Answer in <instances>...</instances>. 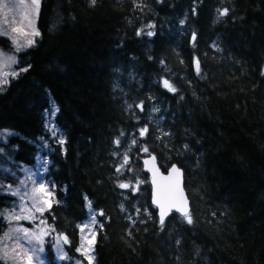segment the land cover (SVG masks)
Returning a JSON list of instances; mask_svg holds the SVG:
<instances>
[{
    "label": "trees",
    "instance_id": "obj_1",
    "mask_svg": "<svg viewBox=\"0 0 264 264\" xmlns=\"http://www.w3.org/2000/svg\"><path fill=\"white\" fill-rule=\"evenodd\" d=\"M36 28L0 88V130L27 165L48 149L42 218L70 262L88 264L79 226L102 212L92 264H264V0H41ZM150 154L183 170L191 224L159 223ZM13 200L0 191V213Z\"/></svg>",
    "mask_w": 264,
    "mask_h": 264
},
{
    "label": "rangeland",
    "instance_id": "obj_2",
    "mask_svg": "<svg viewBox=\"0 0 264 264\" xmlns=\"http://www.w3.org/2000/svg\"><path fill=\"white\" fill-rule=\"evenodd\" d=\"M41 2V0H40ZM40 5V3H39ZM39 8V6H38ZM38 11L35 10V6L31 4V0H24V4H20L19 0H0V34L8 40V44L11 45L9 49H3L0 47V53L4 56H14L26 50L24 48L20 51H16L18 44H22L27 39H33L37 35H34L36 28V19ZM6 21V23H5ZM31 21V23H29ZM17 29V31H12ZM16 64V63H15ZM15 64H12L10 68H5V71L11 73L15 71ZM13 78L8 76V81ZM5 85V84H3ZM3 85H0L2 88ZM54 104L51 100L50 105ZM56 115V109L52 110L46 115L47 124L49 130L56 135L57 129L54 125ZM16 135L12 130H0V191L8 196L14 198L10 206L5 208L2 213V217L8 223V228L4 233L0 235V238H4L5 233L9 234L10 238L4 239V243L0 244V257L8 253L7 264H28V257L31 256L32 264H81L74 261L71 263L66 257L64 252L65 241L64 236L51 235L47 229L51 228L42 218L43 214L51 207L55 202L54 194L49 189L45 182V175L50 166V160L48 155H44L47 152V148L40 149L36 154L35 163L33 165H27L23 162L17 161L13 153L17 150V146L9 144V138ZM54 139L63 141L62 136H57ZM45 186L41 191L39 185ZM49 192L51 193L49 195ZM15 193V194H13ZM36 203L43 208L42 212L36 211L33 204ZM13 214L22 217L20 220L12 219ZM24 217H28L25 219ZM93 217L95 218L93 221ZM43 221L44 223H41ZM87 225V227H84ZM99 225L97 212H91L89 218L79 226L80 230V246H84L88 249V255L93 256V245L96 236V227ZM27 228L32 233L40 234L43 243H38L35 239L31 244H28L26 240H21L20 243L27 249H38L36 252L29 251L27 255L24 254L14 239L11 237L23 236L22 232H16L15 229ZM83 228V231L81 230ZM43 230V233L41 232ZM50 236L52 242V260L48 262V258L45 257V237ZM91 241V244L89 243ZM4 245H7L5 248ZM15 249V252L12 251ZM42 249V251H39ZM88 262L83 249L78 251ZM64 258H61V257ZM0 262H4L0 259Z\"/></svg>",
    "mask_w": 264,
    "mask_h": 264
},
{
    "label": "snow or ice",
    "instance_id": "obj_3",
    "mask_svg": "<svg viewBox=\"0 0 264 264\" xmlns=\"http://www.w3.org/2000/svg\"><path fill=\"white\" fill-rule=\"evenodd\" d=\"M20 4H24V0H19ZM40 0H31V4L35 6V10L38 11V6H39ZM90 4L91 5H95L96 4V0H90ZM228 13V9H223L222 11H220V15L224 16L227 15ZM6 23V21H5ZM29 23H31V21H29ZM12 31H17V29H12ZM0 34H5V33H0ZM34 35H39V32L34 31L33 33ZM139 34V33H138ZM153 33H148V35H152ZM193 39H195V36H193ZM35 43V41L33 39H27L25 42H23L22 44H18L16 47V51H20L24 48L30 47ZM17 63V60L14 56H4L2 53H0V85L3 84H7L8 81V76L11 75L13 78H15L16 76L19 75V72L17 71H12L11 73H9L8 71H5V68H10L12 64ZM198 67V66H197ZM27 68H23L20 71H27ZM164 84L166 87H168L171 91H176L175 87H173L167 80L164 81ZM146 131V129L141 131V135H143V133ZM61 143H63V141H61ZM117 144H119V140L116 141ZM145 151H147V149H145ZM125 162H127V160L125 159ZM147 163V161H146ZM120 169H117V171H119ZM179 170L175 168V166H173V172H178ZM121 188H127L129 187V185L127 184H120L119 185ZM39 188L41 191L44 190L45 186L43 184L39 185ZM176 189L174 187H169L166 190L165 195L166 196H172L174 195ZM15 194V193H13ZM51 193L49 192V195ZM158 201L154 200V203H156ZM184 203L186 204V201H184ZM90 206V205H89ZM171 206H176L174 203ZM33 207L36 208V211L38 212H42L43 208L40 207L38 204L34 203ZM177 210L182 211V214L184 215V218L186 219L187 223L191 224L192 223V218H191V214L185 210V209H181V208H177ZM0 215H3V213H0ZM101 215H103V213H101ZM164 216H165V209L163 204L161 203V215H160V222L161 224L164 223ZM22 217L13 214L12 219L15 220H20ZM25 219H27L28 217H24ZM94 217H93V221H94ZM41 223H44L43 221H41ZM84 227H87V225H85ZM83 231V228L81 229ZM14 231L16 232H22L23 236H17V237H11L12 239H14L16 241V244L23 249L24 254L27 255L29 251L31 252H36L38 249L32 248V249H27L24 248V245L22 243H20V241L26 240L28 244L32 243V240L35 239L38 243H43L42 239H41V235L40 234H36V233H32L30 232L29 229L27 228H18L15 229ZM41 232L43 233V230H41ZM10 238L8 233H5L4 238H0V244L4 243V239ZM65 243L68 242V238L65 236L63 237ZM89 243L91 244V241H89ZM5 248L7 247V245H4ZM83 249L84 254L86 255L87 259H88V264H92V261L94 260V257L91 255H88V249H85L83 245H81V248H78L77 251H81ZM13 252H15V249H12ZM39 251H42V249H39ZM8 253L5 252V255L3 257H0V259H3L5 264H7L8 261ZM61 258H64L63 256ZM32 257L29 256L28 257V264H32Z\"/></svg>",
    "mask_w": 264,
    "mask_h": 264
},
{
    "label": "water",
    "instance_id": "obj_4",
    "mask_svg": "<svg viewBox=\"0 0 264 264\" xmlns=\"http://www.w3.org/2000/svg\"><path fill=\"white\" fill-rule=\"evenodd\" d=\"M197 63L195 64V69L197 70ZM147 161V163H146ZM142 169L149 178L150 187V203L151 206L156 210L157 219L160 222L161 215V203L165 209L164 221L169 218L172 214H177L180 216L182 211L177 210V208L185 209L190 213V201L185 190V179L184 172L176 164H172L165 172L158 165L157 157L154 154H150L142 158ZM173 166L178 169V172H173ZM169 187H174L176 189L174 195L166 196V190ZM154 200L158 201L154 203ZM186 201V204L184 203ZM176 206H171L172 204ZM102 212L98 213L101 217Z\"/></svg>",
    "mask_w": 264,
    "mask_h": 264
}]
</instances>
